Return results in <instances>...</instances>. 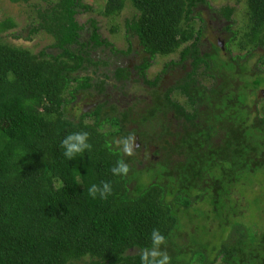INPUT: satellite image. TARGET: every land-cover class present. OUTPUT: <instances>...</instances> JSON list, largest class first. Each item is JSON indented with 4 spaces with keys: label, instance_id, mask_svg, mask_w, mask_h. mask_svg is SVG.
Returning <instances> with one entry per match:
<instances>
[{
    "label": "trees",
    "instance_id": "trees-1",
    "mask_svg": "<svg viewBox=\"0 0 264 264\" xmlns=\"http://www.w3.org/2000/svg\"><path fill=\"white\" fill-rule=\"evenodd\" d=\"M81 1L61 0L35 29L55 38L57 54L4 43L17 24L0 21V264H141L154 229L170 264H264V234L234 225L212 245L192 222L216 213L229 227L264 187V0H245L238 31L236 8L207 0H106L105 18L137 12L125 28L141 76L157 56L179 61L145 81V112L105 102L78 117L71 104L92 88L86 64L96 67L76 20L89 9ZM88 34L91 47L111 46L95 21ZM84 132L91 147L69 159L65 141ZM121 162L129 171L117 176Z\"/></svg>",
    "mask_w": 264,
    "mask_h": 264
},
{
    "label": "rangeland",
    "instance_id": "rangeland-1",
    "mask_svg": "<svg viewBox=\"0 0 264 264\" xmlns=\"http://www.w3.org/2000/svg\"><path fill=\"white\" fill-rule=\"evenodd\" d=\"M61 0H0V21L6 19H13L17 28L15 30L9 31L2 36V40L4 43L21 47L24 49L30 50L33 55L39 56L41 52L46 51L48 54L53 53L54 50H50L53 46L56 45L55 38L44 31L36 32L35 29L39 30V27L44 24L43 17L50 10L51 7L57 5ZM208 4L212 9L219 10L225 7H233L236 8L237 12L233 17L235 25L233 26V31H238L239 29H245L246 20H245V0H207ZM106 4V0H82L81 5L88 7V10L81 9L76 16V20L80 26L85 29H89L90 22L95 21L97 23L98 32L103 40H106L110 45H112L116 50L125 51L128 50L129 43L126 39V21H130L134 18L137 12L131 7V5L127 6L121 16L115 19H109L102 16V11H104ZM207 13H209L207 8H203ZM117 28L116 33H112V29ZM88 32H82V38H85ZM21 38V39H20ZM205 42V41H204ZM202 48L205 49V45L202 44ZM138 47H135V50L138 51ZM55 53H58V51ZM239 52L233 50V54L237 55ZM131 58V56H129ZM172 61H179V52L176 54L170 55L168 57L157 56L155 59L151 61V67L146 72V80L153 81L158 75L164 72V69L167 68V65ZM145 80V81H146ZM78 84H72L70 90H73L77 87ZM140 87H144V83L141 81L138 83H134V85H130L128 88H124V90H119L120 96L121 94L127 99L131 100L132 98L139 97L141 94L139 92ZM65 99L68 101L72 100L71 96L65 94ZM182 101V99H180ZM84 102L77 103L74 102L71 105L75 106L77 110H73V106L71 109L72 114H76L80 117L85 106ZM104 104V103H103ZM107 108H110L107 105ZM81 112H80V111ZM85 112H90V109H85ZM86 123L92 124L93 120L87 119ZM106 131H111L109 127H106ZM210 205V204H209ZM209 205H201L198 210L203 211L204 206L208 207ZM242 207L245 208L246 212L243 218L239 219V221H229L230 226L227 225V217L224 221V225L220 219H216L213 217L216 213H213L208 220L206 218L197 219L199 224V228L205 232L203 233V239H209L212 242V245L221 244V239L226 238L230 235V231L234 225L240 226V229H249L253 232H259L262 235L264 234V187L260 189V193L257 197V202L253 205H245ZM191 212L195 213L197 209L195 206L190 207ZM185 222H188V218H184ZM242 227V228H241ZM227 229L229 232H227ZM198 231V230H197ZM189 234H191V230H189ZM200 236L199 232L196 234ZM77 264H88V259Z\"/></svg>",
    "mask_w": 264,
    "mask_h": 264
},
{
    "label": "flooded vegetation",
    "instance_id": "flooded-vegetation-1",
    "mask_svg": "<svg viewBox=\"0 0 264 264\" xmlns=\"http://www.w3.org/2000/svg\"><path fill=\"white\" fill-rule=\"evenodd\" d=\"M207 12V11H206ZM222 29H219L218 32L221 33ZM210 30V29H209ZM84 31L88 32L87 29H84ZM225 35V34H224ZM227 35V34H226ZM83 40L86 45L85 52L91 55L92 62L96 65V67L90 66L86 64V72H88V75L93 78L92 82V88L89 89L88 91L82 92L80 95L77 97V105L80 102L87 103L85 104L84 108L87 106L88 108L85 109H90V111L94 108H96L99 104H103L106 102V107L109 105L110 107L113 105H117L119 107V110L121 112L127 111V112H133L134 114L138 113L143 107L144 102H146V98L142 97L143 95H140L139 97L132 98L131 100H127L122 94L120 96V90H124V88H128L131 84L134 85V83L142 82L144 83V87H140L139 92H141L143 89L146 91L147 85H146V73L144 76H141L138 70H136V66L134 62H137L138 60L141 59L139 57V53L136 52L135 48L131 51V53H127L129 51H121V50H116L112 45L107 46L103 45L101 47H96L90 46L89 40L91 39L90 34H86L85 38ZM225 42V41H224ZM220 45H222V41L219 38ZM110 44V43H109ZM130 46V45H129ZM51 51L54 50L57 52V49H50ZM57 54V53H56ZM131 56V58H129ZM151 62V61H150ZM170 66H168L167 69ZM120 69L125 70L128 69L130 71V76H128V80H123V78L119 79L117 78ZM166 69V68H165ZM164 69V71H166ZM148 71V70H147ZM146 71V72H147ZM163 73V72H162ZM161 73V74H162ZM84 77L87 76V74L83 73L82 74ZM159 76V75H158ZM164 77V75H160ZM102 82H104V94H100V97L103 100H97L99 98V87L102 85ZM95 98V99H94ZM97 98V99H96ZM149 98V97H148ZM93 100H97L98 102H94ZM143 103V104H142ZM135 109L138 112H135ZM146 107V106H144ZM132 108V109H131ZM83 109L84 113L86 110ZM73 110H75V106H73ZM140 112H145V111H140ZM93 124V123H92ZM139 127V126H137ZM139 137H136L138 139Z\"/></svg>",
    "mask_w": 264,
    "mask_h": 264
},
{
    "label": "clouds",
    "instance_id": "clouds-1",
    "mask_svg": "<svg viewBox=\"0 0 264 264\" xmlns=\"http://www.w3.org/2000/svg\"><path fill=\"white\" fill-rule=\"evenodd\" d=\"M87 140L88 134L84 132L82 134H73L68 138V140L65 141V146L68 148L66 155L69 157V159H72L77 154H82L85 148L91 147V145L86 143ZM123 151L129 156L132 155V149L127 144V142H125ZM128 171V167L123 165L122 162L118 164V168H113V172L116 173L117 176H120L121 173L126 175ZM104 188L109 192L111 191L108 184H104ZM97 191V185H92L89 188V194L93 197L95 196V193ZM151 239V248H145L141 250V264H170V258L168 257V255L159 251L160 246L165 243V237L160 233L159 230L154 229L152 231ZM160 256H163V259H158Z\"/></svg>",
    "mask_w": 264,
    "mask_h": 264
},
{
    "label": "water",
    "instance_id": "water-1",
    "mask_svg": "<svg viewBox=\"0 0 264 264\" xmlns=\"http://www.w3.org/2000/svg\"><path fill=\"white\" fill-rule=\"evenodd\" d=\"M86 108H88V107H86Z\"/></svg>",
    "mask_w": 264,
    "mask_h": 264
}]
</instances>
